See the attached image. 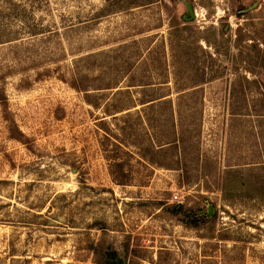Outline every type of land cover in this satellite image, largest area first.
Returning <instances> with one entry per match:
<instances>
[{
    "label": "rangeland",
    "instance_id": "obj_1",
    "mask_svg": "<svg viewBox=\"0 0 264 264\" xmlns=\"http://www.w3.org/2000/svg\"><path fill=\"white\" fill-rule=\"evenodd\" d=\"M103 238L264 264V0H0V264Z\"/></svg>",
    "mask_w": 264,
    "mask_h": 264
},
{
    "label": "trees",
    "instance_id": "obj_2",
    "mask_svg": "<svg viewBox=\"0 0 264 264\" xmlns=\"http://www.w3.org/2000/svg\"><path fill=\"white\" fill-rule=\"evenodd\" d=\"M206 166V164H204ZM206 169V167H204ZM208 175H206L207 177ZM173 210L176 211V214H180L183 212L185 206L184 205H174L172 206ZM186 227L189 229L201 231L205 230L207 233L202 236L203 238L211 241L216 239L215 228L217 225V214L213 217H205V218H196L189 217L185 222ZM126 252L128 253L130 246L127 244ZM90 250L94 254V264H125L122 262L119 256L118 250L114 247L113 243L107 242L104 238L101 239L96 244H91ZM126 253V254H127Z\"/></svg>",
    "mask_w": 264,
    "mask_h": 264
},
{
    "label": "water",
    "instance_id": "obj_3",
    "mask_svg": "<svg viewBox=\"0 0 264 264\" xmlns=\"http://www.w3.org/2000/svg\"><path fill=\"white\" fill-rule=\"evenodd\" d=\"M209 216L210 218L213 216V207H210Z\"/></svg>",
    "mask_w": 264,
    "mask_h": 264
}]
</instances>
